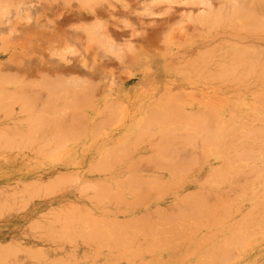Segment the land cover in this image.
I'll list each match as a JSON object with an SVG mask.
<instances>
[{
	"label": "crops",
	"instance_id": "1",
	"mask_svg": "<svg viewBox=\"0 0 264 264\" xmlns=\"http://www.w3.org/2000/svg\"><path fill=\"white\" fill-rule=\"evenodd\" d=\"M146 69L151 73L149 76L135 75L118 84L114 88L113 97L98 99L93 105L92 112L84 115L85 120H91L90 127L83 130L82 137L62 139L63 144L60 146L58 158H53L52 154L57 147L53 148L51 145L50 136L36 138L35 135H24L25 126L19 123L15 126L13 124L10 149L0 151V264H53L55 260L56 264L60 261L61 264H75V260H77L76 264H264V174L262 173L264 147L242 146V150H239L240 155L242 154V162H237L234 166L235 172L228 175L231 162L228 160V146H225L227 138L220 130L218 133L224 137V143H221V136L218 139L217 131V134L215 133L216 127L211 122L212 114L202 105L200 96L198 95L196 102L186 105L165 104L169 95L176 94L178 98L182 94L181 89L185 88L182 86L183 83L162 79V73L157 65ZM11 71L17 70L13 68ZM140 71L135 70L134 73L141 74ZM106 102L109 104L106 105ZM116 108L121 109L117 115L113 112ZM203 114L206 116H202ZM34 115L30 116L32 119L27 120H47V118L37 119ZM200 115L202 117L199 118ZM220 117L222 119L221 115ZM165 130L168 131L167 134ZM145 132L148 134L144 135ZM139 135H142V139ZM206 136L209 139L205 140ZM137 137L142 142L135 139ZM214 137L217 138L216 143ZM146 138L149 140L147 141ZM22 141L26 144L24 145V142L21 144ZM133 144H138L136 145L138 147H134ZM133 147L136 149H132ZM177 151L178 153H175ZM248 153L257 157L255 155V157L253 155L246 157ZM145 156H150L151 159ZM159 156H162V159ZM158 159H161L160 163ZM164 159L166 161L171 159L173 165ZM117 162L119 163L116 164ZM185 162L188 164L186 165ZM105 164L111 169L109 170ZM215 168L216 171L214 170L213 173L211 170ZM255 168H258L257 173ZM170 169L176 173L175 176H172L173 172H168ZM260 171L261 176L258 174ZM180 172L182 175L179 174L181 175L179 177ZM129 175L131 180L128 178ZM207 175L211 176V179ZM133 177H137L134 178V183ZM166 178L167 180H164ZM84 185H86V188H83L86 189L85 195L80 194V189L83 190ZM87 185L92 188L89 187L88 190ZM104 188L107 189L105 192ZM136 190L142 195L140 196ZM96 193H99L98 196ZM89 195L94 197L91 198ZM183 201L188 204L185 205L186 207H182ZM73 204L74 208H72ZM78 210L81 217H77L74 213ZM51 211L55 212V214L52 212L51 216L53 217L54 214L57 219L49 216L50 213L46 214ZM70 211L74 214H71L72 218L71 216L67 218ZM60 212H63V215ZM59 217H62L60 220H63V223ZM201 217L203 220L200 219ZM68 219L72 221L69 222ZM104 219L107 221L104 222ZM109 221H111L110 226ZM117 221L120 227L122 225L121 228ZM101 222L106 223L109 230L106 224L105 227ZM58 223L64 225L59 226ZM178 223L181 226L183 223L184 231H182L183 226L180 227ZM86 224L90 226L87 227ZM42 225L49 227L43 228ZM101 229L105 230L106 234ZM61 235L63 240L57 238ZM87 235H91L92 239L87 238ZM96 235L101 239L99 236L97 237L99 239L94 238ZM65 238L69 241H65ZM13 251L18 253H12ZM1 252H6V255ZM8 252L13 255L8 254L10 255L8 256ZM1 254L9 258H3ZM71 257L76 259H70Z\"/></svg>",
	"mask_w": 264,
	"mask_h": 264
},
{
	"label": "rangeland",
	"instance_id": "2",
	"mask_svg": "<svg viewBox=\"0 0 264 264\" xmlns=\"http://www.w3.org/2000/svg\"><path fill=\"white\" fill-rule=\"evenodd\" d=\"M221 1L0 0V82H2L0 83V151L10 149L11 135L13 134V127L11 126L19 122V125L25 126L24 133L26 135H35L36 138L44 135L50 136L51 145L53 148L57 147L55 153L52 154L53 158H58L60 146L63 144L62 139L82 137L84 135L83 130L90 127L91 120H85L84 118L86 117L84 115L92 112L93 105L98 102L99 98L104 97L107 99L113 97L114 88L118 84L133 78L135 75L147 77L151 73H148L146 68L157 65L162 73V79L179 81L185 87L181 89L182 94L178 98L176 94L166 97L165 104L186 105L190 102H196L199 95L202 99V105L212 114L213 124L215 127L217 126L216 130L218 132L222 130V134L226 138L229 137L230 139L232 137L230 140H233V142L231 143L227 138L226 142H229L226 144L229 145L228 160L233 163L230 165L233 167L228 169V175L234 173L235 164L242 162L239 153L242 146H264L262 145L264 144V102L262 101L264 100V46L261 47L264 44V37H262L264 33H262L263 31H258L262 30L260 28L262 25L264 30V23H262L264 22V0H255L256 4L253 3L254 0H250V2L248 0H233L234 2L230 0L231 3L229 0ZM226 1L229 2L227 3ZM224 2L227 5L225 10ZM235 2H237L236 5ZM251 2L254 4H252L253 6H251ZM242 4L243 8H245L244 12H242L240 7ZM220 5H223V7ZM256 5H258V8ZM228 6L230 8L233 7V11H235L237 16L233 14L234 12ZM261 6H263V11ZM216 8L217 12H215ZM257 9L259 12H257ZM211 10L214 11L212 12ZM207 11L209 12L207 13ZM249 11L255 14L253 15ZM220 12L223 14H220ZM217 13L219 16H216V18L215 15ZM208 14L212 20L207 17ZM238 15H240V18H238ZM220 16L223 17L222 21ZM252 16L256 17V20L260 18L257 23L262 18V24L259 23L261 26L257 25L260 26V29L255 25L256 23L255 20L253 21L254 18ZM203 17L207 19L205 20ZM230 18L233 21H229ZM217 19L220 20L217 21ZM197 20L199 23H203L202 25H204V22L207 24L202 26L198 24ZM214 20L215 23L213 22ZM207 21L213 22L212 25L210 22L208 24ZM217 22L219 24L222 22V24L219 25ZM245 23L249 25H245ZM215 24L217 28L221 27L217 30L215 29ZM243 24L245 25V37L243 30H241L244 28ZM240 26L243 28H240ZM254 26L257 27L255 28L257 33L253 31L254 28L249 33L250 27ZM205 27L207 30L204 29ZM207 27H210V29ZM213 27L215 30H213ZM205 33L209 34L205 35ZM213 33L216 34L212 35ZM255 33L259 39L263 38V40H257ZM200 34L203 36L201 37ZM228 34H231L232 38L230 35L229 38ZM240 34H243L242 37H240ZM211 35L216 38H209ZM253 35L256 36L254 37ZM204 36L205 40L206 38L207 40L209 38V40L205 41ZM243 37L244 40L242 39ZM222 40L223 45L221 44ZM227 41H230L231 44L234 43V46ZM207 42L211 44L219 42L221 46L219 43V45L213 44L216 49L214 51L213 45ZM246 43L247 46L249 45L248 47L244 46ZM257 43L261 48L259 46V49L255 47L256 50L258 49V51L255 50L257 52L255 53L253 52L254 49L249 47H252V45L257 46ZM200 45L203 47H198ZM240 45L243 48H248L249 51L243 50L242 47H239ZM225 50H228V52ZM200 52H204L201 54L202 56L199 55ZM205 54L208 58L205 57ZM248 54L252 55L251 58ZM203 56L207 59H204ZM200 57L203 59L199 60ZM259 58L260 62H257ZM196 61L199 62L196 64ZM237 61L239 63H236ZM243 64L245 66L247 64V66L242 68ZM210 65L213 66V68L211 66L212 69ZM13 68L17 71H11ZM62 70L66 71L62 72ZM135 70H141V74L134 73ZM228 73H232L231 76ZM233 74H236L237 78ZM231 81L238 85L235 86ZM13 91L15 92L14 94ZM43 91H47V94ZM50 92L52 93L51 95ZM27 94L32 95L29 96ZM46 95L48 96L45 97ZM71 98L74 99L72 100ZM15 101L18 102L16 103ZM27 101L29 102L27 103ZM108 104L106 102V105ZM71 105L73 106L71 107ZM17 107L20 108L18 109ZM60 108H63L65 112L61 110V113ZM57 112L59 113L57 114ZM113 112L117 115L121 112V109L116 108ZM33 114L37 118L42 115L41 118L46 117L47 120H31V123L27 119L31 118L30 116ZM6 116L8 119H6ZM17 119L20 120L18 121ZM22 119L26 120L22 121ZM56 121L58 126H56ZM232 122L234 125L229 124ZM59 123H62V127ZM31 124L32 126L30 127L29 125ZM228 124L230 126H225ZM260 124L263 129L258 130L260 129ZM231 126H234L233 130ZM27 131L28 133H26ZM256 131L263 136L261 134L259 136ZM238 155L240 156L239 158ZM235 157L236 162L234 161Z\"/></svg>",
	"mask_w": 264,
	"mask_h": 264
},
{
	"label": "bare ground",
	"instance_id": "3",
	"mask_svg": "<svg viewBox=\"0 0 264 264\" xmlns=\"http://www.w3.org/2000/svg\"><path fill=\"white\" fill-rule=\"evenodd\" d=\"M215 1H216V0H215ZM222 1H224V0H222ZM222 1H221V2H222ZM229 1H230V0H229ZM229 1H228V2H229ZM231 1H233V0H231ZM231 1H230V3H231ZM235 1H238V0H235ZM241 1H242V0H241ZM241 1H239V2L241 3ZM243 1H244V0H243ZM245 1H246V0H245ZM248 1L250 2V0H248ZM257 1H258V0H257ZM262 1H263V0H262ZM217 2H218V1H217ZM217 2H216V3H217ZM226 2H227V1H226ZM226 2H224V3H225L224 10L226 9V6H227V5H226ZM228 2H227V3H228ZM233 2H234V1H233ZM206 3H207V2H206ZM236 3H237V2H235V5H236ZM253 3H255V0H254ZM253 3L251 2V6L254 5ZM219 4H220V3H219ZM238 4H239V3H238ZM243 4H244V2H243ZM243 4L240 5L242 12L245 11V8H243ZM245 4H246V3H245ZM252 4H253V5H252ZM255 4H256V3H255ZM223 5H224V4H223ZM223 5H220V6L223 7ZM230 5H231V4H230ZM233 5H234V3H233ZM247 5H248V3H247ZM247 5H246V7H248ZM249 5H250V3H249ZM238 6H239V5H238ZM256 6H257V8H258V5H256ZM216 7H218V6H216ZM222 7H221V8H222ZM228 7H229V6H228ZM236 7H237V6H236ZM236 7H234V8H236ZM262 7H263V6H261V10L263 11ZM203 8H204V7H203ZM218 8H220V7H218ZM242 8H243L244 10H243ZM251 8H253V7H251ZM251 8H250V9H251ZM254 8H255V7H254ZM199 9H200V8H199ZM207 9H208V7H207ZM229 9H232V12H234L233 14H235V11H233V7H231V8L229 7ZM239 9H240V8H239ZM250 9H249V10H250ZM209 10H210V8H209ZM234 10H235V9H234ZM261 10H260V11H261ZM199 11H200V10H199ZM211 11L213 12L214 10H211ZM219 11H220V9H219ZM219 11H218V12H219ZM253 11H255V10L253 9ZM164 12H166V11H164ZM208 12H209V11H207V13H208ZM215 12H217V8H216V11H215ZM223 12H224V11H223ZM230 12H231V11H230ZM232 12H231V13H232ZM255 12H256V11H255ZM257 12H259L258 9H257ZM210 13H211V12H210ZM246 13H247V12H246ZM249 13H252V14H253V12H250V11H249ZM201 14H202V13H201ZM215 14H216V13H215ZM220 14H223V13L220 12ZM228 14H229V12H228ZM228 14H227V16H228ZM233 14H232V15H233ZM243 14H244V13H243ZM252 14H251V15H252ZM254 14H255V13H254ZM254 14H253V15H254ZM212 15H213V14H212ZM241 15H242V14H241ZM246 15H247V14H246ZM251 15H250V16H251ZM199 16H200V14H199ZM210 16H211V15H210ZM216 16H219V14L217 13V15H215V17H216ZM222 16H223V15H222ZM235 16H237V15L235 14ZM238 16H239L238 18H240V15H238ZM259 16H261V15H259ZM207 17H209V14H208ZM223 17H224V16H223ZM223 17L220 16L221 21H222V18H223ZM230 17H231V14H230ZM245 17H246V16H245ZM252 17H253V16H252ZM201 18H202V17H201ZM203 18H204V17H203ZM209 18H210V17H209ZM209 18H208V19H209ZM216 18H217V17H216ZM216 18H215V20H216ZM248 18H249V17H248ZM253 18H254V17H253ZM255 18H256V17H255ZM255 18L253 19V21L255 20V23H256L255 25H256V26H257V25H260V26H261V24L264 23V22H262L264 19L262 20V18H261V20H260L259 23H261V22H262V23L259 24V23H257V21H259L260 18L258 17V18H259L258 20H256L257 18H256V19H255ZM204 19H205V18H204ZM206 19H207V18H206ZM206 19H205V20H206ZM210 19H211V18H210ZM226 19H228V18H226ZM226 19H225V21H226ZM243 19H244V18H243ZM250 19H252V18H250ZM250 19H249V21H250ZM181 20H182V19H181ZM211 20H212V19H211ZM211 20H210V21H211ZM215 20L213 21L214 23H215ZM218 20H220V19H217V21H218ZM231 20H232V19L230 18L229 21H231ZM244 20H245V19H244ZM244 20H243V21H244ZM199 21H200V19H199ZM210 21H209V22H210ZM232 21H233V20H232ZM247 21H248V20H247ZM253 21H251V22H253ZM174 22H175V21H174ZM178 22H179V21H178ZM194 22L196 23V21H194ZM197 22H198V20H197ZM201 22H202V21H201ZM207 22H208V21H207ZM209 22H208V24H209ZM213 22H212V23H213ZM210 23H211V22H210ZM212 23H211V25H212ZM217 23H218V22H217ZM177 24H178V23H177ZM196 24H197V23H196ZM196 24H195V25H196ZM198 24H201V25H202L203 23H199V22H198ZM205 24H207V23L204 22V25H205ZM218 24H219V23H218ZM221 24H222V22H221L219 25H221ZM228 24H230V23H228ZM246 24H247V23H245V25H246ZM179 25H180V24H179ZM204 25H202V26H204ZM211 25H210V26H211ZM219 25H218V26H219ZM226 25H227V23H226ZM245 25L243 24V27H244V28L240 26V28H243V29H241V30H243V33H244ZM247 25H249V24H247ZM215 26H216V24H215ZM238 26H239V25H238ZM256 26H254V27H250L251 30H249L250 28L248 29V30H249V33L252 31L253 28H254L253 31L256 32L257 30H256L255 28H257V27L259 28V27H260V26H257V27H256ZM219 27H221V26H219ZM219 27H218V28H219ZM229 27H231V26H229ZM229 27H228V29H230ZM207 28L210 29V27H207ZM218 28H217V26H216L215 29L218 30ZM234 28H235V27H234ZM234 28H233V29H234ZM260 28H262V30H258V31H259V32H260V31H263L262 33H264L263 25H262ZM260 28H259V29H260ZM204 29H206V27H205ZM209 29H208V30H209ZM215 29H214V27H213V30H215ZM221 29H222V28H221ZM226 29H227V28H226ZM233 29H232V31H233ZM238 29H239V28H238ZM200 30H201V29H200ZM200 30H199V31H200ZM206 30H207V29H206ZM219 30H220V29H219ZM222 30H223V29H222ZM234 30H236V29H234ZM248 30H247V32H248ZM245 31H246V30H245ZM207 32H208V31H207ZM211 32H212V28H211ZM217 32H218V31H217ZM222 32H223V31H222ZM238 32H239V31H238ZM238 32H237V33H238ZM254 32H252V33H254ZM201 33H202V32H201ZM209 33H210V32H209ZM209 33H205V35H207V34H209ZM227 33H229V32L227 31ZM239 33H240V32H239ZM256 33H257V32H256ZM256 33H255V34H256ZM202 34H203V33H202ZM214 34H216V33H213L212 35H214ZM245 34H246V33H244V37H245ZM258 34H261V33H258ZM198 35H199V33H198ZM212 35H211V37H209V38H213ZM229 35L231 36V34H228V37H229ZM234 35H235V34H234ZM234 35H233V36H234ZM238 35H239V34H238ZM238 35H237V36H238ZM240 35H241V34H240ZM242 35H243V34H242ZM242 35H241L240 37H242ZM247 35H248V34H247ZM256 35H257V34H256ZM256 35H255V36H256ZM262 35H263V36H262ZM262 35H260V36L264 37V34H262ZM200 36H201V34H200ZM202 36H203V35H202ZM202 36H201V37H202ZM226 36H227V34H226ZM250 36H252V34H250ZM253 36H254V35H253ZM255 36H254V37H255ZM235 37H236V35H235ZM235 37H233V38L236 39ZM244 37L242 38L243 40H244ZM254 37H253V38H254ZM194 38H195V37H194ZM209 38H208V40H209ZM214 38H216V37H214ZM214 38H213V39H214ZM217 38H219V37H217ZM229 38H230V37H229ZM231 38H232V36H231ZM253 38H252V40H253ZM257 38H258V35H257ZM238 39H240V38L238 37ZM238 39H237V40H238ZM242 39H241V40H242ZM248 39H250V38H248ZM204 40H205V36H204ZM206 40H207V38H206ZM206 40H205V41H206ZM208 40H207V41H208ZM223 40H224V39H223ZM223 40H222V43H221L222 45L224 44V43H223ZM227 40H228V39H227ZM241 40H240V43H241ZM250 40H251V39H250ZM257 40L262 41L263 38H262V39H259V38H258ZM247 41H248V40H247ZM211 42H212V41H211ZM227 42L230 43V41H227ZM233 42H234V41H233ZM95 43H96V42H95ZM97 43H98V42H97ZM166 43H169V42H166ZM166 43H165V44H166ZM207 43H208V42H207ZM218 43H219V42H218ZM218 43H216V42L214 43V42H213V44H218ZM225 43H226V41H225ZM235 43H236V42H235ZM237 43H238V42H237ZM258 43H259V42H258ZM258 43H257V44H258ZM261 43H262V42H261ZM105 44H106V43H105ZM105 44H104V45H105ZM197 44H198V43H197ZM208 44H211V43H208ZM213 44H211V45H213ZM219 44H220V43H219ZM219 44H218V45H219ZM221 44H220V46H221ZM226 44H227V43H226ZM230 44H231V43H230ZM232 44H233V46H234V43H232ZM232 44H231V45H232ZM249 44H250V43H249ZM257 44H256V45H257ZM206 45H207V44H206ZM218 45H217V46H218ZM238 45H239V44H238ZM241 45H242V44H241ZM241 45H240L239 47H242V48H243V46H241ZM100 46H101V45H100ZM203 46H204V43H203ZM203 46L200 45V46H198V47H203ZM220 46H219V47H220ZM236 46H237V45H236ZM236 46H235V47H236ZM244 46H247V43H246V45H244ZM248 46H249V45H248ZM248 46H247V47H248ZM258 46H259V44H258L257 46H255V45L253 46V45H252V47L250 46L249 48H250V49H254L253 52H255V50H256L255 47L258 48ZM262 46H264V44L261 45V47H262ZM213 47H214V45L212 46V48H213ZM235 47H234V48H235ZM261 47L259 46V48H261ZM220 48H221V47H220ZM230 48H231V47H230ZM259 48H258V49H259ZM263 48H264V47H263ZM263 48H262V50H263ZM98 49H100V48H98ZM203 49H205V48H203ZM213 49H215V47H214ZM240 49H241V48H240ZM245 49H246V47L243 48V50H245ZM258 49H257L256 51H258ZM231 50H232V49H231ZM241 50H242V49H241ZM243 50H242V51H243ZM247 50H248V48L246 49V51H247ZM97 51H98V50H97ZM164 51H165V50H164ZM200 51L202 52V50H200ZM214 51H216V49H215ZM225 51H226V50H225ZM239 51H240V50H239ZM239 51H238V52H239ZM248 51H249V50H248ZM251 51H252V50H251ZM251 51H250V52H251ZM201 52H200L199 55L203 54V53L205 52V50H204L203 53H201ZM208 52H210V51H208ZM226 52H228V50H227ZM230 52H231V51H230ZM263 52H264V50H263ZM197 53H199V52H197ZM211 53H213V51H211ZM231 53H232V52H231ZM244 53H245V52H244ZM246 53H247V52H246ZM255 53H257V52H255ZM206 54H207V53H206ZM206 54H205V55H206ZM235 54H236V53H235ZM228 55H230V54L228 53ZM242 55H243V54H242ZM248 55H249V54H248ZM253 55H255V54L253 53ZM256 55L258 56V54H256ZM201 56H202V55H201ZM251 56H252V55H251ZM251 56L249 55L250 58H251ZM203 57H204V56H203ZM205 57L208 58L207 55H206ZM205 57H204V59H207V58H205ZM209 57H210V56H209ZM201 58H202V57H200L199 60H200ZM202 59H203V58H202ZM197 60H198V58H197ZM249 60H250V59H249ZM257 60H258L257 62H260V58L257 59ZM189 61H190V63H192L191 60H189ZM197 62H199V61H196V64H197ZM209 62H210V60H209ZM211 62H212V60H211ZM240 62H241V61H240ZM253 62H254V61H253ZM236 63H239V61H237ZM247 63H249V62H247ZM251 63H252V62H251ZM254 63H255V62H254ZM254 63H253V64H254ZM263 63H264V62H263ZM224 64H225V63H224ZM256 64H257V63H256ZM259 64H260V63H259ZM259 64H258V65H259ZM217 65L219 66V64H217ZM225 65H226V64H225ZM243 65H244V64H243ZM243 65H242V66H243ZM262 65H263V64H262ZM211 66H212V65H210V68H211ZM218 66H217V67H218ZM240 66H241V65H240ZM240 66H239V67H240ZM246 66H247V64H246ZM246 66L244 65L242 68H244V67H246ZM249 66L251 67L250 64H249ZM254 66H255V65H254ZM260 66H261V65H260ZM260 66H259V68H261ZM206 67H207V66H206ZM204 68H205V67H204ZM212 68H213V66H212ZM212 68H211V69H212ZM214 68H215V67H214ZM240 68H241V67H240ZM247 68H249V67H247ZM257 68H258V67H257ZM215 69L217 70V68H215ZM215 69H214V70H215ZM190 70H191V69H190ZM194 70H195V69H194ZM200 70H201V69H200ZM200 70H199V71H200ZM220 70H221V68H220ZM64 71H66V70H64ZM64 71L62 70V72H64ZM222 71H223V70H222ZM228 74H229V73H228ZM231 74H232V73H231ZM231 74H229V75L231 76ZM226 75H227V74H226ZM233 75L235 76L236 74H233ZM237 76H238V75H237ZM235 77H236V76H235ZM235 77H234V78H235ZM247 77H248V76H247ZM1 78H2V77H1ZM7 78H8V77H7ZM218 78H219V77H218ZM236 78H237V77H236ZM243 78H245V77H243ZM33 79H34V78H33ZM43 79H45V78L43 77ZM47 79H48V78H47ZM21 80H22V79H21ZM28 80H29V79H28ZM31 80H32V79H31ZM235 80H236V79H235ZM239 80H240V79H239ZM241 80H242V78H241ZM8 81H9V80H8ZM33 81H34V80H33ZM33 81H32V82H33ZM236 81H238V80H236ZM221 82H222V81H221ZM232 82H233V83H232ZM238 82H240V81H238ZM238 82H237V83H238ZM0 83H2V82H0ZM26 83H27V82H26ZM28 83H30V82H28ZM52 83H53V81H52ZM60 83H61V82H60ZM224 83H225V82H224ZM231 83H232V84H235V86L238 85V84L236 85V83H234V81H231ZM33 84H34V83H33ZM37 84H38V83H37ZM222 84H223V83H222ZM0 85H1V84H0ZM23 85H24V84H23ZM41 85H42V84H41ZM88 85H89V84H88ZM29 86H30V84H29ZM29 86H27V87H29ZM38 86H39V85H38ZM81 86H82V85H81ZM86 86H87V85H86ZM21 87H23V86H21ZM44 87H45V86H44ZM92 88H93V87H92ZM18 89H19V87H18ZM33 89H34V88H33ZM36 89H38V88H36ZM76 89H77V88H76ZM21 90H22V89H21ZM87 90H88V89H87ZM87 90H86V91H87ZM91 90H92V89H91ZM35 92H36V91H35ZM43 92H46V94H47V91H43ZM14 93H15V92L13 91V94H14ZM56 93H57V92H56ZM234 93H235V92H234ZM236 93H237V92H236ZM18 94H20V93L18 92ZM44 94H45V93H44ZM51 94H52V93L50 92V95H51ZM63 94H64V93H63ZM65 94H66V93H65ZM259 94H260V93H259ZM24 95H26V94H24ZM24 95H23V96H24ZM27 95L30 96V95H32V94H27ZM54 95H55V94H54ZM67 95H68V94H67ZM260 95H261V94H260ZM12 96H14V95H12ZM40 96H41V95H40ZM47 96H48V95H46L45 97H47ZM52 96H53V95H52ZM73 96H75V95H73ZM249 96H250V95H249ZM15 97H16V96H15ZM15 97H14V98H15ZM43 97H44V96H43ZM57 97H59V96H57ZM57 97H56V98H57ZM67 97H68V96H67ZM70 97H71V96H70ZM257 97L259 98V96H257ZM257 97H256V98H257ZM263 97H264V96H263ZM16 98L18 99V97H16ZM247 98H248V97H247ZM258 98H257V100H258ZM261 98H262V96H261ZM21 99H23V98H21ZM48 99H49V98H48ZM61 99H62V98H61ZM66 99H67V98H66ZM71 99H72V98H71ZM71 99H69V100H71ZM73 99H74V98H73ZM73 99H72V100H73ZM251 99H252V98H251ZM263 99H264V98H263ZM28 100H29V99H28ZM35 100H36V99H35ZM50 100H51V99H50ZM52 100H53V99H52ZM59 100H60V98H59ZM59 100H58V102H59ZM63 100H64V99H63ZM261 100H262V99H261ZM21 101H22V100H21ZM21 101H20V102H21ZM36 101H37V100H36ZM64 101H66V100H64ZM64 101H63V102H64ZM67 101H68V99H67ZM254 101H256V99H254ZM262 101L264 102V100H262ZM262 101H260V102H262ZM15 102L17 103L18 101H15ZM20 102H19V103H20ZM28 102H29V101H27V103H28ZM68 102H69V101H68ZM228 102H229V101H228ZM19 103H18V104H19ZM27 103H26V104H27ZM33 103H34V102H33ZM33 103H32V104H33ZM39 103H40V102H39ZM43 103H44V102H43ZM45 103H46V101H45ZM45 103H44V105H45ZM78 103H79V102H78ZM240 103H241V102H240ZM20 104H22V103H20ZM261 104H262V103H261ZM41 105H42V104H41ZM62 105H63V104H62ZM74 105H75V104H74ZM50 106H51V105H50ZM67 106H68V105H67ZM72 106H73V105H71V107H72ZM232 106H233V105H232ZM240 106H241V105H240ZM26 107H27V106H26ZM36 107H37V106H36ZM46 107H47V106H46ZM68 107H69V106H68ZM68 107H67V108H68ZM17 108H18V107H17ZM19 108H20V107H19ZM19 108H18V109H19ZM24 108H25V107H24ZM24 108H23V109H24ZM27 108H28V107H27ZM31 108H32V107H31ZM31 108H30V109H31ZM38 108H39V107H38ZM58 108H59V107H58ZM64 108H65V107H64ZM69 108H70V107H69ZM253 108H254V107H253ZM23 109H21V110L24 111ZM55 109H56V108H55ZM65 109H66V108H65ZM26 110H27V109H26ZM39 110H40V109H39ZM42 110H43V109H42ZM45 110H47V108H45ZM51 110H52V109H51ZM59 110H60V111L63 110V111L65 112V110H64L63 108H60ZM71 110H72V109H71ZM255 110H256V109H255ZM32 111H33V109H32ZM60 111H59V112H60ZM30 112H31V111H30ZM35 112H38V111H35ZM45 112H46V111H45ZM59 112H57V114H58ZM164 112H166V111H164ZM164 112H163V113H164ZM25 113H26V112H25ZM32 113H33V112H32ZM46 113H47V112H46ZM53 113H54V112H53ZM53 113H52V114H53ZM55 113H56V112H55ZM61 113H62V111H61ZM67 113H68V112H67ZM163 113H162V114H163ZM12 114H13V113H12ZM19 114H20V111H19ZM27 114H28V113H27ZM57 114H56V115H57ZM64 114H66V113H64ZM166 114H168V113H166ZM37 115H38V114H37ZM49 115H50V113H49ZM59 115L61 116V114H59ZM68 115H69V114H68ZM7 116H8V115H7ZM7 116H6V119H8ZM29 116H30V115H29ZM34 116H36V115H34ZM57 116H58V115H57ZM57 116H56V117H57ZM60 116H59V117H60ZM69 116H70V115H69ZM161 116H162V115H161ZM202 116H206V115L203 114ZM202 116L200 115L199 118L202 117ZM207 116H208V115H207ZM41 117H42V115H41ZM41 117H40V118H41ZM53 117H55V116H53ZM59 117H58V122H59ZM77 117H78V115H77ZM165 117H166V116H165ZM44 118L46 119V117H44ZM44 118H43V119H44ZM62 118H63V116H62ZM160 118H161V117H160ZM199 118H198V119H199ZM229 118H230V117H229ZM233 118H234V117H233ZM4 119H5V117H4ZM31 119H32V118H31ZM37 119H38V118H37ZM52 119H53V118H52ZM150 119H151V118H150ZM183 119H184V117H183ZM207 119H208V118H207ZM230 119H232V118H230ZM230 119H229V120H230ZM251 119H252V117H251ZM253 119H254V118H253ZM61 120H62V119H61ZM161 120H162V119H161ZM202 120H204V117H203ZM202 120H201V121H202ZM219 120H220V119H219ZM254 120H255V119H254ZM258 120H259V119H258ZM18 121H19V120H18ZM35 121H36V119H35ZM40 121H41V120H40ZM148 121H150V120H148ZM148 121H147V122H148ZM151 121H152V120H151ZM159 121H160V120H159ZM259 121H261V120H259ZM30 122H31V120H30ZM54 122H55V121H54ZM56 122H57V121H56ZM58 122L56 123L57 125H56L55 123H54V124H55L56 126H58ZM211 122H213V121H211ZM18 123H19V122H17V124H18ZM21 123H22V122H21ZM26 123H27V122H26ZM31 123H32V122H31ZM34 123H35V122H34ZM148 123L150 124V122H148ZM153 123H154V122H153ZM192 123H193V122H192ZM196 123H197V122H196ZM196 123L194 124L195 126H196ZM213 123H214V122H213ZM48 124H49V123H48ZM52 124H53V123H52ZM59 124H60V123H59ZM61 124H62V123H61ZM61 124H60V126H61ZM72 124H73V123H72ZM154 124H155V123H154ZM229 124L231 125V124H233V122H232V123H229ZM229 124H228V125H225V126H230ZM33 125H35V124H33ZM74 125H75V124H74ZM159 125H160V124H159ZM223 125H224V124H223ZM233 125H234V124H233ZM4 126H5V125H4ZM14 126H15V125H14ZM29 126L31 127L32 124L29 125ZM53 126H54V125H53ZM155 126H156V125H155ZM209 126H210V125H209ZM209 126H208L207 128H209ZM219 126H220V125H219ZM260 126H261V124L259 125V128H260V129H258V130L263 129L262 126H261V127H260ZM1 127H2V126H1ZM11 127H13V125H12ZM11 127H10V129H11ZM26 127H27V126H26ZM30 127H29V128H30ZM34 127H35V126H34ZM39 127H40V126H39ZM61 127H62V126H61ZM152 127H153V126H152ZM216 127H217V126H216ZM233 127H234V126H233ZM233 127L231 126V129H232V130H233ZM257 127H258V126H257ZM2 128L4 129V127H2ZM15 128H16V127H15ZM42 128H43V127H42ZM49 128H50V127H49ZM55 128H56V127H55ZM145 128H146V127H145ZM210 128H211V126H210ZM221 128L223 129V127H221ZM228 128H229V127H228ZM6 129H7V128H6ZM12 129H13V128H12ZM17 129H18V128H17ZM22 129H23V128H22ZM50 129H51V128H50ZM53 129H54V128H53ZM53 129H52V130H53ZM57 129H58V128H57ZM146 129H147V128H146ZM153 129H154V128H153ZM205 129H206V127H205ZM28 130H29V129H28ZM31 130H32V129H31ZM43 130H44V128H43ZM47 130H48V129H47ZM142 130H143V129H142ZM214 130H215V129H214ZM224 130H225V129H224ZM228 130H229V129H228ZM255 130H257V129H255ZM258 130H257V131H258ZM150 131H151V130H150ZM216 131H217V133H218V130H215V133H216ZM257 131H256V132H257ZM15 132H16V131H15ZM24 132H25V131H24ZM165 132H166V130H165ZM167 132H168V131H167ZM167 132H166V134H167ZM260 132H261V131H260ZM260 132H259V133H260ZM18 133H19V132H18ZM26 133H28V131H27ZM56 133H57V132H56ZM63 133H64V132H63ZM146 133H147V132H145L144 135H146ZM217 133H216V134H217ZM221 133H222V132H221ZM221 133H220V134H221ZM262 133H263V131H262ZM23 134H24V133H23ZM34 134H35V133H34ZM57 134H58V133H57ZM147 134H148V133H147ZM150 134H151V133H150ZM158 134H159V133H156V135H158ZM163 134H164V132H163ZM163 134H161V135H163ZM211 134H212V133H211ZM228 134H229V133H228ZM255 134H256V133H255ZM257 134H258V132H257ZM260 134H261V133H260ZM260 134H258V135L261 136L262 134H261V135H260ZM17 135H18V134H17ZM24 135H26V134H24ZM217 135H218V136H217ZM217 135H216V136L218 137V139H219V136L222 137V134L219 135V133H218ZM258 135H257V137H258ZM263 135H264V133H263ZM263 135H262V136H263ZM141 136H142V135H139L140 138H141ZM151 136H152V134H151ZM151 136H150V138H151ZM163 136H164V135H163ZM169 136H170V135H169ZM190 136H191V135H190ZM208 136H210V135H208ZM208 136H206L207 138H206L205 140L209 139ZM227 136H228V135H227ZM253 136H254V135H253ZM26 137H27V136H26ZM26 137H25V138H26ZM60 137H61V136H60ZM135 137H136V136H135ZM139 137H137V138H135V139L141 140L142 138L140 139ZM147 137H149V136H147ZM153 137H154V136H153ZM175 137H176V136H175ZM188 137H189V136H188ZM204 137H205V136H204ZM230 137H231V136H230ZM30 138L32 139V137H30ZM154 138H155V137H154ZM186 138H187V137H186ZM192 138H193V137H192ZM223 138H224V137H222V139H220V140H221V143H222ZM227 138H228V140L232 139V137H231L230 139H229V137H227ZM34 139H35V138H34ZM40 139H42V138H40ZM135 139H134V140H135ZM146 139H147V141L149 140V138H146ZM161 139H162V138H161ZM214 139H216V140H215V143H216V142H217V138L214 137ZM236 139H237V138H236ZM261 139H262V138H261ZM22 140H23V139H22ZM24 140H25V139H24ZM38 140H39V139H38ZM45 140H46V139H45ZM138 140H137V141H138ZM176 140H177V138H176ZM211 140H213V139H211ZM224 140H225V139H224ZM224 140H223V141H224ZM258 140H259V139H258ZM31 141H32V140H31ZM33 141H34V140H33ZM137 141H136V142H137ZM164 141H165V140H164ZM167 141H168V140H167ZM208 141H209V140H208ZM230 141H231V140H230ZM234 141H235V139H234ZM236 141H237V140H236ZM261 141H262V140H261ZM23 142H24V141H22L21 144H22ZM42 142H43V141H42ZM140 142H142V140H141ZM140 142H139V143H140ZM169 142H170V140H169ZM184 142H185V141H184ZM184 142H183V143H184ZM187 142H188V141H187ZM212 142H214V141H212ZM225 142H226V140H225ZM228 142H229V141H228ZM228 142H226V143H228ZM232 142H233V140L231 141V143H232ZM237 142H238V141H237ZM27 143H28V142H27ZM34 143H35V141H34ZM34 143H33V144H34ZM36 143H37V142H36ZM40 143H41V142H40ZM158 143H159V141H158ZM170 143H171V142H170ZM177 143H178V142H177ZM199 143H200V142H199ZM202 143H203V142H202ZM206 143H209V142H206ZM215 143H214V144H215ZM223 143H224V142H223ZM223 143H222V144H223ZM231 143H230V145H232ZM261 143H263V142H261ZM25 144H26V143L24 142V145H25ZM42 144H43V143H42ZM130 144H132V143H130ZM130 144H129V145H130ZM152 144H153V143H152ZM165 144H166V141H165ZM167 144L169 145V143H167ZM218 144H219V143H218ZM136 145H138V144H135V145L133 144L134 147H135ZM153 145H154V144H153ZM175 145H176V144H175ZM177 145H179V144H177ZM181 145H182V143H181ZM185 145H186V144H185ZM190 145H192V143H191ZM190 145H189V147H190ZM195 145H197V144H195ZM202 145H203V144H202ZM202 145H201V146H202ZM220 145H221V144H220ZM220 145H217V146L220 147ZM262 145H264V144H262ZM158 146H159V144H158ZM212 146H213V145H212ZM215 146H216V145H215ZM225 146H229V145L226 144ZM134 147H133L132 149H134ZM136 147H138V146H136ZM168 147H169V146H168ZM172 147H173V146H172ZM192 147H193V146H192ZM198 147H200V146H198ZM207 147H208V146H207ZM237 147H238V146H237ZM263 147H264V146H263ZM166 148H167V147H166ZM170 148H171V146H170ZM193 148H194V147H193ZM204 148H205V147H203V149H204ZM228 148H229V147H228ZM239 148H240V147H239ZM135 149H136V148H135ZM135 149H134V150H135ZM151 149H155V148L151 147ZM162 149H163V148H162ZM162 149H161V150H162ZM164 149H165V148H164ZM174 149H175V148H174ZM177 149H178V148H177ZM240 149H241V148H240ZM261 149H263V148H261ZM129 150H130V149H129ZM134 150H132V151H134ZM155 150H156V149H155ZM166 150H168V149H166ZM175 150H176V149H175ZM188 150H190V149H188ZM210 150H211V149H210ZM218 150H219V149H218ZM241 150H242V149H241ZM159 151H160V149H159ZM220 151H221V150H220ZM244 151H245V150H244ZM251 151H254V150H251ZM262 151L264 152V149H263ZM127 152H128V151H127ZM129 152H130V151H129ZM168 152H170V151H168ZM181 152H182V151H181ZM184 152H185V151H184ZM184 152H183V153H184ZM190 152L192 153L191 150H190ZM249 152H250V149H249ZM255 152H256V151H255ZM255 152H254V153H255ZM164 153H165V152H164ZM173 153H174V152H173ZM175 153H178V151L175 152ZM196 153H197V152H196ZM202 153H203V152H202ZM220 153H221V152H220ZM239 153H240V152H239ZM241 153H242V152H241ZM252 153H253V152H252ZM257 153L259 154V152H256V154H257ZM160 154H162V152H161ZM171 154H172V153H171ZM181 154H182V153H181ZM181 154H179V157H180ZM223 154H224V153H223ZM236 154H237V153H236ZM169 155H170V154H169ZM176 155H178V154H176ZM184 155L186 156V153H185ZM189 155H190V154H189ZM197 155H198V154H197ZM201 155H203V154H201ZM225 155H226V151H225ZM241 155H242V154H241ZM241 155H240V156H241ZM243 155H244V152H243ZM252 155H253V157L256 156L255 154H251V153L249 154V153H248V155H247L246 157H249V156H252ZM254 155H255V156H254ZM261 155H262V153H261ZM116 156H117V155H116ZM163 156H165V155H163ZM166 156H167V155H166ZM191 156H192V155H191ZM235 156H236V155H235ZM259 156H260V155H259ZM117 157H118V156H117ZM145 157H146V156H145ZM147 157H148V156H147ZM147 157H146V158H147ZM159 157H161V159H162V156H159ZM169 157H171V156H169ZM174 157H175V156H173V158H174ZM182 157L184 158V156H182ZM182 157H181V158H182ZM188 157H189V156H188ZM188 157H187V158H188ZM196 157H197V156H196ZM253 157H252V158H253ZM256 157H257V156H256ZM260 157H261V156H260ZM118 158H119V157H118ZM148 158L151 159L150 156H149ZM163 158H164V157H163ZM177 158H178V157H177ZM183 158H182V159H183ZM197 158H198V157H197ZM197 158H196V159H197ZM207 158H208V157H207ZM238 158H239V155H238ZM252 158H251V159H252ZM161 159H160V160L158 159V162L161 161ZM167 159H168V158H167ZM201 159H202V158H201ZM235 159H236V157L234 158V161H235ZM243 159H244V157H243ZM248 159H250V158H248ZM113 160H114V159H113ZM118 160H119V159H118ZM118 160H117V161H118ZM138 160H139V159H138ZM138 160H137V162H138ZM144 160H145V159H144ZM170 160H171V159H170ZM170 160H168V161L171 163ZM178 160H180V159L178 158ZM186 160H187V159H186ZM142 161H143V158H142ZM148 161H149V160H148ZM164 161H166V160L164 159ZM168 161H166V162H168ZM182 161H183V160H182ZM189 161H190V160H189ZM191 161H192V160H191ZM156 162H157V161H156ZM158 162H157V163H158ZM166 162H165V163H166ZM172 162H173V161H172ZM235 162H236V161H235ZM103 163H104V162H103ZM118 163H119V162H117L116 164H118ZM157 163H156V164H157ZM159 163H160V162H159ZM163 163H164V162H163ZM181 163H182V162H181ZM194 163H195V160H194ZM166 164L169 165V163H166ZM171 164H172V163H171ZM175 164H176V162H175ZM185 164H186V162H185ZM185 164L183 165L184 167H185ZM187 164H188V163H187ZM187 164H186V165H187ZM196 164H197V163H196ZM224 164H225V162H224ZM231 164H233V163H231ZM107 165H108V164H107ZM107 165L105 164V166H107ZM114 165H115V164H114ZM161 165H162V164H161ZM172 165H173V164H172ZM192 165H193V163H192ZM219 165H220V164H219ZM175 166H176V165H175ZM180 166H181V165H179V167H180ZM188 166H189V165H188ZM222 166H223V165H222ZM107 167H108V166H107ZM166 167H168V166H166ZM169 167H170V166H169ZM171 167L174 168V166H171ZM176 167H177V166H176ZM229 167H230V166H229ZM108 168H109V167H108ZM132 168H133V167H132ZM261 168H262V167H261ZM110 169H111V168H109V170H110ZM168 169H169V168H168ZM223 169H224V168H223ZM252 169H253V168H252ZM256 169L258 170V168H255V172L257 171ZM165 170H166V169H165ZM173 170H174V169H173ZM180 170H181V168H180ZM184 170H185V168H184ZM214 170L216 171V168L213 169V170H211V171H213V173H214ZM253 170H254V169H253ZM253 170H252V172H253ZM103 171L107 172L108 170H107V171H106V170H103ZM169 171L173 172L171 169L168 170V172H169ZM174 171H175V170H174ZM177 171H178V168L176 169V172H177ZM211 171H210V172H211ZM223 171H224V170H223ZM223 171H221V172H223ZM228 171H229V170H228ZM262 171H263V170H262ZM181 172H183V171H181ZM181 172L178 173V175H179V174L182 175ZM187 172H189V171H187ZM224 172H227V171H224ZM224 172H223V173H224ZM250 172H251V171H250ZM250 172H248V173H250ZM252 172H251V173H252ZM183 173L185 174L186 171L183 172ZM211 173H212V172H211ZM256 173H257V172H256ZM262 173L264 174V171H263ZM262 173H261V171H260V173H258V174L261 176ZM171 174H172V173H171ZM175 174H176V173L173 172L172 176H173V175L175 176ZM224 174H225V173H224ZM224 174H223V176H224ZM235 174H236V173H235ZM253 174H254V173H253ZM253 174H252V175H253ZM181 175H179V177H180ZM208 175H210V174H208ZM208 175H207V176H208ZM211 175H212V174H211ZM216 175H218V173H216ZM237 175H238V173H237ZM240 175H242V173L239 174V177H240ZM254 175H255V174H254ZM129 176H130V175H129ZM226 176H227V173H226ZM226 176H225V177H226ZM245 176H246V175H245ZM248 176H250V174H249ZM256 176H257V175H256ZM183 177H184V175L182 176V178H183ZM208 177H209V176H208ZM217 177H218V176H217ZM225 177H224V178H225ZM243 177H244V176H243ZM263 177H264V175H263ZM128 178H130V180L132 179L131 176L128 177ZM134 178H137V177H133V179H134ZM141 178H142V177H141ZM173 178H174V177H173ZM176 178H177V175H176ZM209 178L211 179V176H210ZM218 178H219V177H218ZM241 178H242V177H241ZM245 178H246V177H245ZM247 178H248V177H247ZM247 178H246V179H247ZM252 178H253V177H252ZM258 178H259V177H258ZM258 178H257V180H259ZM207 179H208V178H207ZM213 179H214V176H213ZM216 179H217V178H216ZM246 179H244V180H246ZM255 179H256V178H255ZM130 180H129V181H130ZM139 180H140V178H139ZM164 180H167V178L164 179ZM241 180H243V178H242ZM248 180H249V179H248ZM248 180H247V181H248ZM122 181H123V180H122ZM136 181H137V179H136ZM142 181H143V180H142ZM158 181H159V180H158ZM162 181H163V180H162ZM168 181H169V180H168ZM170 181H171V179H170ZM206 181H207V180H206ZM213 181H214V180H213ZM238 181H239V180H238ZM254 181H255V180H254ZM127 182H128V180H127ZM127 182H125V183L128 184ZM130 182H131V181H130ZM132 182L134 183V182H135V179L132 180ZM137 182H138V181H137ZM153 182H155V181L153 180ZM153 182H152V183H153ZM160 182H161V181H160ZM214 182H216V180H215ZM133 183H132V184H133ZM163 183H164V181H163ZM250 183H251V182H250ZM112 184H113V183H112ZM146 184H149V183H146ZM135 185H136V184H135ZM135 185H133V186H135ZM82 186H83V185H82ZM84 186H85V187H82V189H83V188H86V185H84ZM110 186H111V185H110ZM137 186H138V185H137ZM144 186H146V185H144ZM154 186H156L155 183H154ZM154 186H152V188H153ZM89 187L92 188V186H90V185H89ZM89 187H88V185H87L88 190H89ZM93 187H94V186H93ZM100 187H101V186H100ZM114 187H115V185H114ZM149 187H150V186H149ZM158 187H159V186H158ZM50 188H51V187H50ZM53 188H54V187H53ZM94 188H96V187H94ZM105 188H107V187H105ZM105 188H104V192H105V190H107V189H105ZM138 188H139V187H138ZM156 188H157V187H156ZM54 189H55V188H54ZM54 189H52V190H54ZM98 189H99V188H98ZM101 189H102V188H101ZM134 189H136V188H134ZM150 189H151V187H150ZM157 189H158V188H157ZM48 190H49V192H50V189H48ZM52 190H51V191H52ZM85 190H86V189H83V190L80 189V191H81L80 194H81V193H84ZM88 190H87V192H89ZM94 190H95V189H94ZM96 190H97V189H96ZM102 190H103V189H102ZM144 190H145V188H144ZM144 190H143V191H144ZM110 191H111V190H110ZM147 191H148V190H147ZM154 191H155V190H154ZM154 191H151V193L154 192ZM260 191H261V190H260ZM91 192H92V191H91ZM96 192H97V191H96ZM99 192H100V191H99ZM101 192H102V191H101ZM119 192H120V191H119ZM136 192H137V190H136ZM157 192H158V191H157ZM263 192H264V190H263ZM94 193H95V191H94ZM137 193H138V192H137ZM142 193H144V192H142ZM260 193H262V191H261ZM260 193H259V194H260ZM96 194H97V193H96ZM98 194H99V193H98ZM98 194H97V196H98ZM119 194H120V193H119ZM134 194H135V193H134ZM134 194L132 195L133 197H134ZM138 194H139V193H138ZM140 194H141V193H140ZM140 194H139V195H140ZM84 195H85V193H84ZM101 195H102V194H101ZM104 195H105V194H104ZM115 195H116V194H115ZM126 195H128V194H126ZM139 195H138V196H139ZM141 195H142V194H141ZM141 195H140V196H141ZM144 195H145V194H144ZM82 196H83V195H82ZM90 196H91V198L94 197V195H93V196H92V195H89V197H90ZM116 196H117V195H116ZM95 197H96V196H95ZM84 198H85V197H84ZM116 198H118V196H117ZM186 198H188V196H187ZM89 199H90V198H89ZM96 199H98V198H96ZM101 199H102V198H101ZM93 200H94V199H93ZM102 200H104V199H102ZM117 200H119V199H117ZM122 200H123V199H122ZM184 200H186V199H184ZM100 201H101V200H99V202H100ZM123 201H124V200H123ZM120 202H122V201H120ZM183 202H184V206H182V207H186L188 204L186 205V204H185V201H183ZM115 203H116V202H115ZM190 203H191V202H190ZM142 204H143V203H142ZM191 204H192V203H191ZM193 204H194V203H193ZM97 205H98V204H97ZM105 205H106V204H105ZM185 205H186V206H185ZM194 205H195V204H194ZM194 205H193V206H194ZM199 205L201 206V204H199ZM203 205H204V204H203ZM205 205H206V204H205ZM196 206H198V205H196ZM201 207H202V206H201ZM72 208H74V204H73ZM75 208H76V207H75ZM188 208H191V207L188 206ZM194 208H195V207H194ZM202 208H203V207H202ZM207 208H208V207H207ZM78 209H79V208H78ZM183 209H184V208H183ZM185 209H186V208H185ZM185 209H184V210H185ZM51 210H52V209H51ZM76 210H77V209H76ZM174 210H175V209H174ZM67 211H68V210H67ZM166 211H167V209H166ZM168 211H169V210H168ZM52 212L55 214L54 211L48 212V213H46V214L49 215V213H50L49 216H51V213H52ZM70 212H71V211H70ZM79 212H80L79 210H78V212H76V211L74 212V213H76L75 215H77V217H81V213L79 214ZM160 212H161V211H160ZM170 212H171V211H170ZM170 212H168V213H170ZM67 213H69V212H67ZM74 213L71 212L70 215H67V218H68V217L70 218V216H71V218H72V215H71V214H74ZM162 213H163V211H162ZM171 213H172V212H171ZM176 213H177V212H176ZM54 214H52L53 217H55ZM58 214H59V213H58ZM58 214L56 213V215H58ZM60 214L63 215V212H60ZM159 214H160V213H159ZM177 214H178V213H177ZM44 215H45V214H44ZM47 215H46V216H47ZM75 215H73V216H75ZM79 215H80V216H79ZM162 215H164V214H162ZM166 215H168L167 212H166ZM170 215H171V214H170ZM42 216H43V215H42ZM46 216H45V218H46ZM91 216H92V215H91ZM157 216H159V215L157 214ZM179 216H180V215H179ZM51 217H52V216H51ZM53 217H52V218H53ZM63 217H64V216H63ZM159 217H160V216H159ZM164 217H165V216H164ZM60 218H62V217H59V220H60ZM65 218H66V216H65ZM103 218H104V217H102V219H103ZM168 218H169V217H168ZM185 218H187V217H184V219H185ZM203 218H204V217H203ZM55 219H57V218L55 217ZM55 219H54V220H55ZM94 219H95V217H94ZM96 219H97V217H96ZM142 219H143V218H142ZM145 219H146V217H145ZM175 219H176V218H175ZM178 219H179V217H178ZM178 219H177V221H178ZM181 219H182V218H181ZM195 219H196V218H195ZM200 219H202V217H201ZM206 219H207V218H206ZM44 220H45V219H44ZM73 220H75V217H74ZM91 220L93 221V219H91ZM116 220H117V219H116ZM118 220H119V219H118ZM146 220H147V219H146ZM146 220H145V221H146ZM159 220H160V219H159ZM166 220H167V219H166ZM189 220H190V219H189ZM189 220H187V221H189ZM202 220H203V219H202ZM37 221H39V220H37ZM60 221H61V220H60ZM66 221H67V220H66ZM68 221H69V219H68ZM68 221H67L66 223H68ZM70 221H72V220H70ZM70 221H69V222H70ZM85 221H87V220H84V222H85ZM101 221H102V220H101ZM103 221L106 222L107 220L105 221V219H104ZM127 221H130V220H127ZM132 221H133V220H131V222H132ZM134 221H135V220H134ZM141 221H142V220H141ZM145 221H144V222H145ZM172 221H173V220H172ZM197 221H198V220H197ZM46 222H48V221H46ZM63 222H64V221L62 220L61 223H63ZM77 222H78V221H77ZM81 222L83 223V221H80V223H81ZM87 222H88V221H87ZM93 222H95V220H94ZM96 222L98 223V221H96ZM104 222H101V223L103 224ZM110 222H111V221L108 222L109 226H110ZM113 222H114V221H113ZM119 222H120V221H119ZM123 222H124V221H123ZM142 222H143V221H142ZM146 222H148V221H146ZM146 222H145V223H146ZM170 222H171V221H170ZM174 222H175V220H174ZM192 222H194V221H192ZM199 222H200V221H199ZM36 223L39 224V222H36ZM54 223H55V222H54ZM56 223H57V222H56ZM56 223H55V224H56ZM61 223H58V225H59V226H63L64 224L62 225ZM71 223H72V222H71ZM74 223H75V222H74ZM88 223H90V222H88ZM88 223H87V224H88ZM129 223H130V222H129ZM153 223H154V222H153ZM153 223H152V224H153ZM161 223H162V225H163L164 221L161 222ZM165 223H166V222H165ZM180 223H181V222H180ZM200 223H201V222H200ZM200 223H198V224H200ZM34 224H35V222H34ZM38 224H37V227H38ZM43 224H44V223H43ZM51 224H52V223H51ZM60 224H61V225H60ZM78 224H79V223H78ZM84 224H85V223H84ZM87 224H86V225H87ZM95 224H96V223H95ZM98 224H99V223H98ZM102 224H101V225H102ZM105 224H106V223H104L103 225L105 226ZM112 224H113V223H112ZM114 224H115V223H114ZM117 224H118V221H117ZM138 224H139V223H138ZM149 224H150V223H149ZM175 224H176V223H175ZM185 224H186V223H185ZM190 224H191V223H190ZM190 224H189V225H190ZM195 224H196V223H195ZM203 224H205V223H203ZM40 225H41V222H40ZM48 225H49V224H48ZM48 225H47V226L44 225V226L48 228V227L50 226V225H49V226H48ZM53 225H54V224H53ZM66 225H67V224H66ZM79 225H80V224H79ZM96 225H97V224H96ZM127 225H128V224H127ZM132 225H133V224H132ZM134 225H135V222H134ZM147 225H148V224H147ZM159 225H160V223H159ZM166 225H167V224H166ZM171 225H172V224H171ZM178 225H179V223H178ZM201 225H202V224H201ZM31 226H32V225H31ZM44 226L42 225L43 228H44ZM67 226H68V225H67ZM69 226H70V225H69ZM81 226H82V225H81ZM88 226H90V224L87 225V227H88ZM92 226H93V224H92ZM106 226H107V229H108V225H107V224H106ZM106 226H105V227H106ZM112 226H113V225H112ZM116 226H117V225H116ZM118 226H119V224H118ZM156 226H157V225H156ZM169 226H170V224H169ZM179 226L182 227V226H183V223H182V226H181V225H179ZM186 226H187V224H186ZM190 226H191V225H190ZM197 226H198V225H197ZM197 226H196V227H197ZM203 226H204V225H203ZM35 227H36V226H35ZM57 227H58V226H57ZM71 227H72V225H71ZM93 227H94V226H93ZM101 227H103V226H101ZM119 227H120V226H119ZM121 227H122V225H121ZM121 227H120V228H121ZM141 227H142V225H141ZM148 227H149V226H148ZM157 227H158V226H157ZM159 227H160V226H159ZM161 227H162V226H161ZM171 227H172V226H171ZM171 227H170V228H171ZM191 227H192V226H191ZM199 227H200V225H199ZM43 228H41V229H43ZM58 228H59V227H58ZM110 228H111V227H110ZM120 228H119V229H120ZM133 228H134V227H133ZM142 228H143V227H142ZM174 228H175V227H174ZM176 228H177V227H176ZM182 228H183L182 231H184V226H183ZM33 229H34V228H33ZM33 229H31V230H33ZM72 229L75 230L74 228H72ZM72 229H71V231H73ZM92 229H93V228H92ZM103 229H104V228H103ZM147 229H148V228H147ZM150 229H151V228H150ZM150 229H148V230H150ZM153 229H154V227H153ZM167 229H168V228H167ZM55 230H56V229H55ZM61 230L63 231L62 228H61ZM64 230H65V229H64ZM68 230H69V229H68ZM68 230H67V232H69ZM81 230H82V229H81ZM88 230H89V228H88ZM101 230H102V229H101ZM108 230H109V229H108ZM111 230H112V229H111ZM135 230H136V229H135ZM161 230H162V229H161ZM189 230H190V229H189ZM34 231H36V230H34ZM75 231H76V230H75ZM78 231H79V230H78ZM82 231H83V230H82ZM99 231H100V230H99ZM99 231H98V233H99ZM102 231H103V230H102ZM174 231H175V230H174ZM180 231H181V230H180ZM187 231H188V230H187ZM54 232H55V231H54ZM65 232H66V231H65ZM114 232H115V231H114ZM119 232H120V231H119ZM156 232H157V231H156ZM165 232H167V231H165ZM59 233H60V232H59ZM62 233H63V232H62ZM82 233H83V232H82ZM86 233H88V232H86ZM90 233H91V232H90ZM93 233H94V232H93ZM93 233H92V234H93ZM96 233H97V232H96ZM101 233H102V232H100V235H101ZM103 233L106 234L105 230L103 231ZM172 233H173V232H172ZM40 234H41V233H40ZM49 234H50V233H48V235H49ZM71 234H72V232H71ZM77 234L79 235V233H77ZM77 234H76V237H77ZM117 234H118V233H117ZM156 234H157V233H156ZM166 234H167V233H166ZM174 234H175V233H174ZM176 234H177V233H176ZM45 235H47V233H46ZM58 235H59V234H58ZM63 235H64V234H63ZM63 235H61V237H58V236H57V238H61L60 240H63V239H62V236H63ZM84 235H85V234H84ZM94 235H95V234H94ZM108 235H109V234H108ZM108 235L106 236L107 238H108ZM153 235H155V234H153ZM171 235H172V234H171ZM184 235H185V234H184ZM65 236H66V234H65ZM81 236H83V234H82ZM81 236H78V237H81ZM90 236H91V235H87L86 237L89 238V239H92ZM98 236H99V235H96L95 237L92 236V237H94V238H96V239H99V238H97ZM109 236H110V235H109ZM161 236H162V234H161ZM84 237H85V236H84ZM99 237H100V236H99ZM184 237H185V236H184ZM184 237H183V238H184ZM47 238H48V237H47ZM47 238H46V239H47ZM55 238H56V237H55ZM55 238H54V239H55ZM63 238H64V237H63ZM69 238H70V236H69ZM81 238H82V237H81ZM132 238H133V237H132ZM172 238H173V237H172ZM54 239H53V241H54ZM75 239H76V238L74 237V240H75ZM89 239H88V240H89ZM96 239H95V240H96ZM100 239H101V237H100ZM108 239H109V238H108ZM119 239H120V237H119ZM176 239H177V238H176ZM178 239H179V238H178ZM178 239H177V240H178ZM181 239H182V238H181ZM181 239H180V240H181ZM186 239H187V238H186ZM55 240L57 241V239H55ZM67 240H68V239H67ZM67 240H66V238H65V241H67ZM71 240H72V239H71ZM76 240H77V239H76ZM76 240H75V241H76ZM85 240H86V238H85ZM102 240H103V239H102ZM104 240H105V238H104ZM110 240H111V239H110ZM160 240H162V239H160ZM174 240H175V239H174ZM68 241H69V240H68ZM97 241H98V240H97ZM172 241H173V240H172ZM172 241H170V242H172ZM71 242H72V241H71ZM82 242H83V240H82ZM85 242H86V241H85ZM94 242H95V241H94ZM173 242H174V241H173ZM47 243H48V242H47ZM67 243L69 244V242H67ZM72 243H73V242H72ZM75 243H76V242H75ZM96 243H97V242H96ZM98 243H99V242H98ZM164 243H165V242H164ZM73 244H74V243H73ZM87 244H88V242H87ZM106 244H107V243H106ZM131 244H132V243H131ZM152 245H153V244H152ZM90 246H91V244H90ZM94 246H95V245H94ZM101 246H102V245H101ZM123 246H124V245H123ZM128 247H129V246H128ZM131 247H132V246H130V248H131ZM134 248H135V247H134ZM146 248H147V247H146ZM146 248H145V249H146ZM59 250H60V249H58V251H59ZM134 250H135V249H134ZM143 250H144V249H143ZM52 251H53V250H52ZM95 251H96V250H95ZM112 251H113V250H112ZM19 252H20V251H19ZM53 252H54V251H53ZM149 252H150V251H149ZM1 253H2V252H1ZM12 253H15V252L13 251ZM12 253L8 252L7 255H8V254L13 255ZM16 253H18V252H16ZM16 253H15V254H16ZM20 253H21V252H20ZM22 253H23V252H22ZM128 253H129V252H128ZM2 254H5V255H6V252H5V253H2ZM2 254H1V255H2ZM38 254H39V253H38ZM41 254H42V253H41ZM66 254H68V253H66ZM43 255H44V254H43ZM8 256H10V255H8ZM8 256H6V257L9 258ZM64 256H65V255H64ZM2 257H3V258H6L4 255H2ZM38 257H40V256L38 255ZM68 257H69V255H68ZM32 258H33V256H32ZM45 258H46V257H45ZM45 258H44V259H45ZM26 259H28V258H26ZM35 259H36V258H35ZM35 259H34V260H35ZM58 259H59V258H57V261H58ZM70 259H74V260H75L76 258H75V257H74V258L71 257ZM32 260H33V259H32ZM37 260H40V259H37ZM78 260H79V259H78ZM40 261H41V260H40ZM50 261H52V260H50ZM50 261H49V263H50ZM55 261H56V260H55ZM55 261H54V263H55ZM35 262H36V261H35ZM58 262H59V261H58ZM60 262H61V261H60ZM60 262H59V264H61ZM76 262H77V260H75V264H76ZM78 262H80V261H78ZM38 263H39V262H38ZM41 263H42V262H41ZM44 263H45V262H44ZM54 263H53V264H54ZM63 263H64V262H63ZM45 264H46V263H45ZM55 264H56V263H55ZM57 264H58V263H57ZM68 264H69V263H68ZM70 264H71V263H70ZM73 264H74V263H73ZM145 264H146V263H145Z\"/></svg>",
	"mask_w": 264,
	"mask_h": 264
}]
</instances>
